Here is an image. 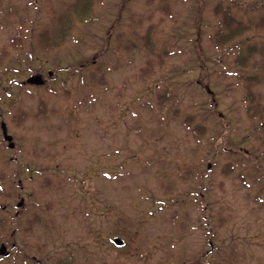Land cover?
<instances>
[{
  "label": "rangeland",
  "instance_id": "obj_1",
  "mask_svg": "<svg viewBox=\"0 0 264 264\" xmlns=\"http://www.w3.org/2000/svg\"><path fill=\"white\" fill-rule=\"evenodd\" d=\"M73 1L0 0V122L14 142L0 128V242L12 238L0 264H264V30L240 72L207 37L214 0H93V19L71 30L81 37L62 38L56 19ZM39 30L61 42L39 48ZM94 53L105 82L90 64L62 69ZM35 74L45 81H26Z\"/></svg>",
  "mask_w": 264,
  "mask_h": 264
},
{
  "label": "trees",
  "instance_id": "obj_2",
  "mask_svg": "<svg viewBox=\"0 0 264 264\" xmlns=\"http://www.w3.org/2000/svg\"><path fill=\"white\" fill-rule=\"evenodd\" d=\"M91 1L93 0H74L69 6V9L66 10V13L63 14V17H59V19H56L57 21H59L61 23L59 30H60V36L62 38H80L82 34H77L78 36H76L75 34H72V27L74 28L77 22H89L93 19V16L91 14L90 9L92 8L91 5ZM161 10L165 13L171 14L172 11L170 10V8H168L165 4L163 6V3L160 6ZM211 10H212V14L215 17L214 22L210 23V30L207 32L208 33V39H210L211 43L213 46H219V49H217V56H220L219 60L222 61V58L229 54L230 52H233L234 55V60H236L239 63V67L240 70L238 71H243V63H246V59L248 57V54L253 51L254 49V45L252 44V39L258 35V28L263 29L264 30V4L262 3H257V2H251L250 0H214L213 4L211 6ZM253 10L256 11V14H253ZM194 23H201V18H198L195 16L194 18ZM117 23V22H116ZM116 23L113 25H116ZM132 25V23H131ZM198 26V25H197ZM147 32L145 34L140 35V38L143 39V46L145 48H147V45H150V38L152 36H150V31H149V27L147 28ZM127 30V29H126ZM111 31V30H110ZM109 31V32H110ZM122 30H116V34L115 37L117 42V47H119L120 49L122 47H131V45H129L128 43H124V40L127 39H122L120 40V38L122 37ZM137 31L136 28L133 27V30L131 32ZM22 32V31H21ZM108 32V33H109ZM36 34V43L39 46V48L41 49H49V45H51V41H53V43H55L56 45H58L61 42L60 36L58 38H56V36L52 37L53 40L49 39V31L48 30H39ZM139 34V33H137ZM136 34V35H137ZM18 35V36H17ZM17 35L14 36V38H11V43L13 46L17 47V48H22L24 47L23 45V39H24V34L22 32V34L18 31ZM150 37V38H149ZM76 38V39H77ZM252 42V43H251ZM264 45V43H263ZM164 46V45H163ZM162 46V47H163ZM149 49L152 52V46L150 45ZM106 50V48H104L102 50V53H104ZM96 53L99 52L95 51ZM94 53L92 56H90V58L79 61V62H69L66 63V65L62 66V69H68L70 70V68L72 69H79L84 67L87 64L92 65V68H88L87 70V76L89 77V79L93 82H99V81H103L105 82V73L103 70V61H97V54ZM159 55V59L158 61L160 63L163 62V57L168 56L169 55V50H167V46L165 48H163L161 51H159L157 53ZM163 55V57H162ZM150 59V58H149ZM147 59V64L146 66H144L142 68L143 72H150L152 69L149 67L148 63H151V60ZM229 70V69H228ZM220 75H225L227 73V69H223V70H219L217 72ZM242 74V73H240ZM49 77V75H47ZM44 79V78H43ZM165 79V78H164ZM163 80V77H162ZM45 81V79L43 80ZM245 87V91H246V96L245 98L248 101V104L246 105V111L249 112V114L251 116H255L254 115V110L256 108H254V105L256 104L254 102L253 99V91L250 87V85L248 84H244ZM262 108H258V111H261ZM264 109V108H263ZM260 114V113H259ZM258 114V115H259ZM190 117H186L184 119V121H182L185 126L188 127V130L196 133L199 132L200 128L198 127V125H190ZM261 121V120H260ZM263 148H264V133L262 134V136L258 137ZM264 150V149H263ZM180 163V162H178ZM184 163V161H183ZM184 165V164H183ZM182 165H176V169L180 171L179 176L183 177V178H188L190 177L191 173L188 170L189 166L184 165V167ZM208 167V164H206V168ZM194 177H197L198 179L202 177V173H199L198 171H194ZM192 174V175H193ZM201 176V177H200ZM195 186H199L200 187V182L198 183V185H189L185 191L190 192L193 190V188ZM202 193L199 191L197 192L196 195H194V197H196V200H198V203L201 205L200 207V217L197 218L201 219L203 216H205L206 214V209L205 204L202 201V197H201ZM193 197V198H194ZM200 197V198H199ZM24 206V202L23 200L19 197L16 203V212L14 213L15 215H13V218H17V211L19 212L20 209H22ZM31 220H28V223L30 224ZM207 234H211V232L207 231V229L205 230ZM5 243H7L8 247H11V243H12V238H8L4 240ZM190 259L192 260L191 262L195 263V264H200V259L197 257H187V259H183L181 261H179V264H187L188 261H190ZM202 263L201 264H205V261L201 260ZM178 264V263H177Z\"/></svg>",
  "mask_w": 264,
  "mask_h": 264
},
{
  "label": "water",
  "instance_id": "obj_3",
  "mask_svg": "<svg viewBox=\"0 0 264 264\" xmlns=\"http://www.w3.org/2000/svg\"><path fill=\"white\" fill-rule=\"evenodd\" d=\"M29 82H34V83H40L42 82V77L40 75H32L30 77H28L27 79ZM1 128H2V132H3V136L5 139H10L11 136L7 133L6 131V125L5 122L2 121L1 122ZM9 146H13V142L9 141L8 143ZM112 241L116 244V245H121L123 243V239L119 236H113L112 237ZM6 245L4 243L0 244V253H6Z\"/></svg>",
  "mask_w": 264,
  "mask_h": 264
}]
</instances>
